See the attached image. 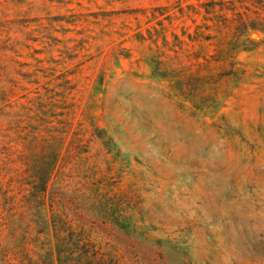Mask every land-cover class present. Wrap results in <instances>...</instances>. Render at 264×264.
Returning <instances> with one entry per match:
<instances>
[{"label": "rangeland", "instance_id": "1", "mask_svg": "<svg viewBox=\"0 0 264 264\" xmlns=\"http://www.w3.org/2000/svg\"><path fill=\"white\" fill-rule=\"evenodd\" d=\"M258 1L0 0V264H264Z\"/></svg>", "mask_w": 264, "mask_h": 264}, {"label": "trees", "instance_id": "2", "mask_svg": "<svg viewBox=\"0 0 264 264\" xmlns=\"http://www.w3.org/2000/svg\"><path fill=\"white\" fill-rule=\"evenodd\" d=\"M262 2V0H259L258 3ZM256 8H259L256 6ZM260 8H264V4L260 5ZM233 11L235 9H232ZM245 10H249L248 8H245ZM242 11L238 14L241 15ZM244 13V11H243ZM249 27L247 26V24L241 20L240 21V30L242 32H245ZM251 28H257L254 25H251ZM51 165H49L48 167H46L44 169V172L41 176V194H45L46 193V184L48 182V179L51 175ZM88 243L86 244V246H83L81 248V253H79V256L77 257V263L76 264H122L121 261L119 259H117L116 257H106L103 258L101 254L94 253V250H89L88 249ZM65 264H69V263H65Z\"/></svg>", "mask_w": 264, "mask_h": 264}]
</instances>
